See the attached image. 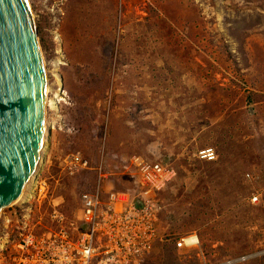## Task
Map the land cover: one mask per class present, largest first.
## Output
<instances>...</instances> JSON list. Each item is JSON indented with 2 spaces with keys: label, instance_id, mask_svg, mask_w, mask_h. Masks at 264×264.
Returning <instances> with one entry per match:
<instances>
[{
  "label": "rangeland",
  "instance_id": "rangeland-1",
  "mask_svg": "<svg viewBox=\"0 0 264 264\" xmlns=\"http://www.w3.org/2000/svg\"><path fill=\"white\" fill-rule=\"evenodd\" d=\"M29 2L50 97L62 91L34 223L50 226L54 203L77 221L84 192L128 191L158 162L177 175L159 192L141 183L158 219L141 264H264V0ZM76 152L88 165L71 175ZM17 205L0 245L18 235ZM190 235L199 247L178 249Z\"/></svg>",
  "mask_w": 264,
  "mask_h": 264
},
{
  "label": "built area",
  "instance_id": "built-area-1",
  "mask_svg": "<svg viewBox=\"0 0 264 264\" xmlns=\"http://www.w3.org/2000/svg\"><path fill=\"white\" fill-rule=\"evenodd\" d=\"M217 157L214 148L199 152L202 161H216ZM87 165L80 152L68 155L64 162L71 175ZM41 175L31 200L17 205L15 214L21 212L22 217L18 235L0 245V264H141L157 241L158 222L156 205L142 196L141 183L159 192L177 174L168 165L146 161L140 175L133 176L132 189L107 196L101 186L97 191L84 192L77 221L66 223L65 214L54 203L50 226L40 221L34 223L28 213L30 207H26L35 199L41 203L50 196V185ZM253 202H259V197H254ZM199 245L197 235L182 237L177 242L178 249H196Z\"/></svg>",
  "mask_w": 264,
  "mask_h": 264
},
{
  "label": "water",
  "instance_id": "water-1",
  "mask_svg": "<svg viewBox=\"0 0 264 264\" xmlns=\"http://www.w3.org/2000/svg\"><path fill=\"white\" fill-rule=\"evenodd\" d=\"M29 4L0 0V214L25 193L46 144L47 69Z\"/></svg>",
  "mask_w": 264,
  "mask_h": 264
},
{
  "label": "bare ground",
  "instance_id": "bare-ground-1",
  "mask_svg": "<svg viewBox=\"0 0 264 264\" xmlns=\"http://www.w3.org/2000/svg\"><path fill=\"white\" fill-rule=\"evenodd\" d=\"M33 17H34V15H33ZM44 64H45V61H44ZM45 66H46V64H45ZM55 75H56L55 77L57 79V83L60 87V83H59V79H60L59 75L60 74L59 75L55 74ZM60 81H61V79H60ZM46 95H47V114L52 111L56 115V117L54 118V120L52 119V122H51V121H49L48 115L46 114V120H45L46 144H45L44 151L42 152V155H41V163L39 164V167H38L36 174L31 179V181L27 184L25 193L23 194V196L19 200H17L15 202L16 204L22 203L23 201L31 200V198L34 196V191H35V188L37 186V181L40 177V174L42 173V171L44 170V168L47 165V156L49 154L50 143H51V138H52L50 135V131H52V129H54L53 127L56 126L57 121L59 119H61L58 114H59V101H62V99H59V98L62 96V91H59V93H57L56 96L50 97L49 86L46 85Z\"/></svg>",
  "mask_w": 264,
  "mask_h": 264
},
{
  "label": "crops",
  "instance_id": "crops-1",
  "mask_svg": "<svg viewBox=\"0 0 264 264\" xmlns=\"http://www.w3.org/2000/svg\"><path fill=\"white\" fill-rule=\"evenodd\" d=\"M217 161V160H216ZM216 161H212V162H209V163H213V162H216ZM206 162H208V161H206ZM255 197H259V196H255ZM259 199H260V197H259Z\"/></svg>",
  "mask_w": 264,
  "mask_h": 264
}]
</instances>
